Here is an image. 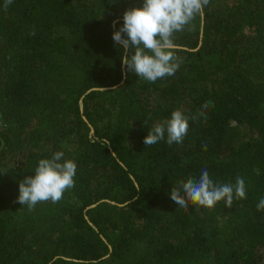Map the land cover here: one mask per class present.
I'll use <instances>...</instances> for the list:
<instances>
[{"label": "trees", "instance_id": "1", "mask_svg": "<svg viewBox=\"0 0 264 264\" xmlns=\"http://www.w3.org/2000/svg\"><path fill=\"white\" fill-rule=\"evenodd\" d=\"M143 2L0 0V264H264V0H210L155 83L112 38ZM177 109L183 143L145 146ZM56 151L75 186L29 210L19 183ZM205 169L246 199L176 205Z\"/></svg>", "mask_w": 264, "mask_h": 264}, {"label": "clouds", "instance_id": "2", "mask_svg": "<svg viewBox=\"0 0 264 264\" xmlns=\"http://www.w3.org/2000/svg\"><path fill=\"white\" fill-rule=\"evenodd\" d=\"M11 3L12 0H5V11ZM209 3L210 0H144L142 7L126 10L123 26L112 37L114 42L122 45V65L128 72L151 83L174 75L180 67L175 54L179 46L174 35L185 28L191 30L192 22L203 15ZM188 128V117L177 109L170 119L156 122L143 143L155 145L165 140L166 135L169 145L182 144ZM64 155L63 151H56L50 159H40L34 176H27L19 183L16 202L32 210L39 202H59L66 191L74 188L77 164L72 159H64ZM256 171L259 174V170ZM170 196L180 207H187L190 201L193 205L213 208L223 201L231 208L234 200L246 199V184L239 176L235 183L214 181L205 169L199 178L180 181ZM256 206L258 210H264V198Z\"/></svg>", "mask_w": 264, "mask_h": 264}, {"label": "water", "instance_id": "3", "mask_svg": "<svg viewBox=\"0 0 264 264\" xmlns=\"http://www.w3.org/2000/svg\"><path fill=\"white\" fill-rule=\"evenodd\" d=\"M93 90H96V89H93ZM93 90H90V91H93ZM90 91H88V92H90ZM80 109L82 110V104L80 103ZM86 121V120H85ZM93 131L91 130V133H92ZM96 205H92L91 207H89V208H93V207H95Z\"/></svg>", "mask_w": 264, "mask_h": 264}]
</instances>
